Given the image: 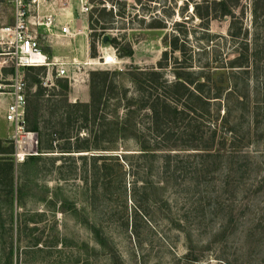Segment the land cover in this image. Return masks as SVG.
<instances>
[{
  "label": "rangeland",
  "instance_id": "obj_1",
  "mask_svg": "<svg viewBox=\"0 0 264 264\" xmlns=\"http://www.w3.org/2000/svg\"><path fill=\"white\" fill-rule=\"evenodd\" d=\"M194 2L203 0H47L43 16L55 13L60 22L68 12L74 14V20H69L74 37H58L52 49L40 29L41 48L50 56L51 49L61 55L69 74L77 75L78 81L61 95L56 82L67 79L57 77L56 69H51L50 87L42 100H37L41 105L37 108L42 107L40 113L43 110L44 114L40 120L43 141L38 142L33 155L38 157L35 162H27L26 157L20 163L13 156L7 159L13 166V192L0 178V264H264V13L253 24V0H241L234 9L236 27H242L241 33L247 30L248 36L233 38L230 18L212 17L206 25L195 16ZM100 3L106 12L114 8L113 16L99 12ZM89 17L111 24L95 33L89 27ZM13 21L12 0H0V29ZM80 29L86 37H81ZM105 36L116 39L119 46L103 43ZM173 37L180 38L183 53L171 52L169 40ZM82 38L88 46L85 55ZM255 39L258 63L246 65L248 85H243L241 92L248 100L243 101V109L231 101L227 121L225 106L198 119L205 138L214 134L210 158L202 160L200 156L208 153L202 147V151L184 149L178 135L171 142L157 140L160 147L155 150L149 141L153 136L147 133L148 113L138 110V94L129 74L159 70L157 63L164 52L168 67L163 71L170 81L176 58L185 57L191 70L204 69L207 64L227 66L243 49V41ZM10 41L0 33L3 85L11 77ZM128 47L133 51L130 57L122 53ZM107 56H112L114 64L102 63ZM100 71L111 73L117 86L107 107H101L98 115L90 113L96 116L95 124L93 118H81L84 110L79 107L78 118L68 126L69 136L87 139L91 149L64 153L61 148L67 143L60 139L55 121H49V107L54 103L57 117L62 111L56 107L63 96L71 104H88L90 74ZM21 74L28 101L36 90L35 80L45 88L42 79L47 70L27 68ZM2 90L0 139L13 142V126L4 120L9 89ZM124 90L131 101L121 99ZM51 93L58 96L46 100ZM128 105L130 112L135 110L132 117L137 133H124L139 138L144 132L141 141H149L150 149L156 151L153 161L149 155L144 157L136 138L119 136L117 129ZM103 118L106 121L101 123ZM171 127L173 131L176 128ZM177 131L184 132L182 125L178 124ZM91 132L97 133L95 139ZM71 144L75 146L74 138ZM47 145L51 148L45 150ZM41 148L44 151L38 153ZM165 156L172 157L170 163ZM88 225L99 229L102 244Z\"/></svg>",
  "mask_w": 264,
  "mask_h": 264
},
{
  "label": "trees",
  "instance_id": "obj_2",
  "mask_svg": "<svg viewBox=\"0 0 264 264\" xmlns=\"http://www.w3.org/2000/svg\"><path fill=\"white\" fill-rule=\"evenodd\" d=\"M240 2L241 0H203V2L193 3V11H195V16L205 22L206 25L208 24L209 19L212 17L216 19L230 18L231 22L229 27L231 29V37L239 38L241 35L247 37V30H244L243 33H241L242 27H236V21L238 18L234 15V9L240 6ZM100 4H103V7L99 12H105L108 16H113L114 8H110L109 11L106 12V6L104 3ZM252 5L253 8L251 11V19L253 24H256L258 18L260 17V13H264V0H253ZM92 19L93 18L89 17V27H91L92 31L95 33L99 30L104 31L107 28V25L109 23L111 24V21H106L103 18H101L103 20H100L99 18H96L95 20ZM179 41L180 38L178 37H173L169 40V48L172 53H183L185 50L184 45L180 46ZM108 43L115 47L119 46L117 40L114 38L109 39ZM252 43H254L253 46H250ZM256 43V39L254 42L243 41V49H240V52L237 54L236 58L229 61L227 66L222 64V67L219 68L211 67L210 64H207L204 69L191 70V65L186 64L187 61L185 57L183 59L176 58L173 60L174 68L172 81L166 79L164 75L165 72L163 71L168 67L167 52L162 54L160 61L157 63V68L159 70L150 68L148 70H136L135 74H129L138 94L136 100V103H138L137 106H139L138 110H145L146 113H148V116L145 114L149 119V128L147 133H150L153 136L152 140L149 141L150 143H153L155 147H157L155 150H158L160 147L158 141H161L162 143H166V141L171 142V140H173V136L178 135L177 138L180 141H184L182 142L184 149L199 150L202 147L201 149H203L204 153L208 152L207 155L200 156L202 160L211 156L209 153H211L210 150L214 141V134L212 133L209 138H205V135L202 131V124L198 119L210 114V112L215 109V107H217L216 112L218 113L219 109L224 108L225 106L227 111L225 120L227 121L228 114H230V110L232 109L230 105L231 101L235 102L243 109V101L245 103L248 100L241 92L243 85L244 88H246L248 85L247 76L249 74V70L248 66L246 65H248L250 62L258 63V59L255 58V54L258 51L254 53L257 50ZM122 51L123 55L129 57L133 52L130 47L125 50L123 49ZM249 52H251V54H249ZM92 56H95L94 52L92 53ZM189 62H191V60H189ZM257 68L258 67H256V69ZM229 69H231V72ZM227 70H229L228 73L226 72ZM3 71L5 72L7 70L4 69ZM257 71H259V69H257ZM9 72L10 75L14 74V67H12ZM110 75L111 73L104 71L93 72L90 74V101L88 104H82L79 102L71 104L66 101V96H63L59 101V107L58 105L56 107V109L58 108V111H62L61 114H57V117L59 118L56 117L54 103H52L49 107V111L51 112L49 121L52 123L55 121L54 126L59 127L58 131L60 132V139H63L65 143H67L64 148H61L62 152H71L70 150L72 149H75L74 151H89L91 149L87 139L80 141V138L76 136H69L68 126L71 124L72 120L78 118L76 114L79 107L83 108L84 110V114L81 115V118L85 119V121L88 120L87 118H93V122L95 124L96 116H89L90 113H96L98 115L101 107L105 106L106 108L109 95H112L117 87L114 84V77H111ZM257 78L258 76L256 73V81ZM34 83L37 86L35 92L30 94V99L27 101L25 127L28 131L35 132L37 137H39L38 142L42 143L43 130L40 126V120L42 121L44 114L43 110L40 113L42 107L40 110H38L37 105H39V103L37 100H42L48 90L46 87L43 88L40 86V81L35 80ZM56 83L61 89V95L65 94V92L69 90V83L67 80H58ZM126 92L127 91L124 90V96L121 99L127 97ZM57 96L58 93L48 94L46 100H51ZM232 96L236 97L231 99ZM126 100L131 101V99L128 98H126ZM117 104H119L118 100ZM128 109L129 110L126 112L127 114L123 120H121L123 123L120 122V128L117 129L120 138H136L139 141L138 143L141 145L142 150L145 152L144 157H148L149 155V157L152 158V161L155 160L156 151L150 149L149 141H141V137L145 138L144 132H140L139 138L135 135V133H137L135 130L137 129V122L132 117L135 110L130 112L132 109L130 105H128ZM104 120L106 121V119L103 118L101 123H103ZM172 124L176 127L174 131L170 130L172 128ZM178 124L182 125L184 130L183 133H178ZM126 126L133 129H127ZM126 131L128 133L132 131L135 133L132 136L130 134L124 133ZM92 133L95 139L97 137V133L95 134L94 132H91V135ZM98 133H100V131ZM104 135L105 133L101 131V136ZM73 138L76 143L74 147L71 144V140ZM195 139L199 140L200 142H193ZM234 144L235 143L232 145ZM45 147V150H48L51 148V145H47ZM42 151H44L43 148H41L38 153H41ZM13 153V142L0 139V178L9 192H13V166L11 161L7 159L11 158ZM36 157L38 156H28L27 162H35L37 159ZM176 157L178 156H174L173 158ZM165 158L167 163H170L172 160V157L170 156H165ZM24 163H26V161ZM194 169H196V167ZM88 227L93 232L97 242L102 244L103 240L99 233V229L90 225H88Z\"/></svg>",
  "mask_w": 264,
  "mask_h": 264
},
{
  "label": "built area",
  "instance_id": "obj_3",
  "mask_svg": "<svg viewBox=\"0 0 264 264\" xmlns=\"http://www.w3.org/2000/svg\"><path fill=\"white\" fill-rule=\"evenodd\" d=\"M12 3L14 5V21L11 25L2 27L0 33L11 38L10 44L13 45L12 67H14L15 72L9 78V83L0 84V95L3 94V88L9 89L6 93L9 96V102L5 107L4 120L13 126L15 132L13 136V158L20 163L26 157L36 154L38 148L37 134L26 130L25 127L26 81L21 74L22 70L46 68L47 74L42 79V85L45 87H50L49 81L52 77L51 69L53 68L57 71V77H65L68 80L69 86L77 83L78 79L77 75L69 74L67 62L50 58L41 48L39 30H44L48 35H51L58 28L55 13L49 12L44 16L41 14L47 0H12ZM58 30L63 37H74L73 30L68 24L60 26ZM109 57L102 58L104 65L114 64V60ZM71 64L75 68V62ZM23 138L25 141H22Z\"/></svg>",
  "mask_w": 264,
  "mask_h": 264
},
{
  "label": "crops",
  "instance_id": "obj_4",
  "mask_svg": "<svg viewBox=\"0 0 264 264\" xmlns=\"http://www.w3.org/2000/svg\"><path fill=\"white\" fill-rule=\"evenodd\" d=\"M67 18H66V20H67V22H66V20L65 19H62V20H60V22H59V20H58V29H59V27L60 26H63V25H69L70 26V28H71V25H70V22H69V20L71 21V20H74V14L72 13V12H68L67 13ZM85 24H84V26H83V28L84 29H86V24H87V21L85 20ZM60 23V24H59ZM72 29V28H71ZM41 31V30H40ZM44 31V30H43ZM79 33H80V35H81V37H83V35H84V37H86L87 36V34H86V32H85V30H83V29H80V31H79ZM60 36H62L61 34H60V32L59 31H53L52 33H51V35H48L45 31H44V35H43V38L45 39V40H47V42H48V44H49V46L53 49V47H54V44H55V41H57V38L58 37H60ZM86 39V38H85ZM82 41H83V48H84V45H85V51L83 52L84 53V55H85V53H87V45H86V43L84 42V38H82ZM52 49H51V56L50 55H48L50 58H56V59H59V60H63V58H61V55H59V54H57L56 52H55V50H53L52 51ZM78 99V98H77ZM83 101H85V100H83Z\"/></svg>",
  "mask_w": 264,
  "mask_h": 264
},
{
  "label": "water",
  "instance_id": "obj_5",
  "mask_svg": "<svg viewBox=\"0 0 264 264\" xmlns=\"http://www.w3.org/2000/svg\"><path fill=\"white\" fill-rule=\"evenodd\" d=\"M107 42H108V37H107V36H105V37H104V39H103V43H105V44H106Z\"/></svg>",
  "mask_w": 264,
  "mask_h": 264
},
{
  "label": "bare ground",
  "instance_id": "obj_6",
  "mask_svg": "<svg viewBox=\"0 0 264 264\" xmlns=\"http://www.w3.org/2000/svg\"><path fill=\"white\" fill-rule=\"evenodd\" d=\"M111 57H112V56H110L109 58H110L111 60H113ZM24 139H25V138H23L22 141H25Z\"/></svg>",
  "mask_w": 264,
  "mask_h": 264
}]
</instances>
